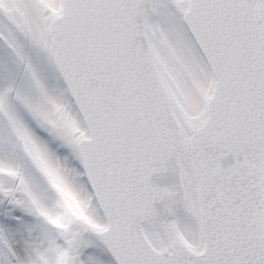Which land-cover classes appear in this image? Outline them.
Masks as SVG:
<instances>
[{
    "label": "snow or ice",
    "instance_id": "1",
    "mask_svg": "<svg viewBox=\"0 0 264 264\" xmlns=\"http://www.w3.org/2000/svg\"><path fill=\"white\" fill-rule=\"evenodd\" d=\"M0 41V264H264V0H0Z\"/></svg>",
    "mask_w": 264,
    "mask_h": 264
},
{
    "label": "rangeland",
    "instance_id": "2",
    "mask_svg": "<svg viewBox=\"0 0 264 264\" xmlns=\"http://www.w3.org/2000/svg\"><path fill=\"white\" fill-rule=\"evenodd\" d=\"M28 54L31 56L34 65L36 66L38 72L40 73L41 79L44 81L46 86L56 95H60L62 91H65L61 81L58 79L56 73L54 72L52 65L49 64L42 54L28 49ZM6 68L10 69L15 73L17 82H21L23 78L22 69H18L13 63V56L11 50L7 48L3 41H0V83L3 82L6 76ZM22 116L30 127L37 133V135L46 141L50 151L58 156L63 162L67 164L69 168L79 169V163L72 155L70 149L65 147L60 141L56 140L54 137L49 136L47 133L39 129L36 124L31 120V118L20 109ZM6 207V202L0 203V212ZM3 220V216L0 215V221ZM108 259V257H105Z\"/></svg>",
    "mask_w": 264,
    "mask_h": 264
},
{
    "label": "water",
    "instance_id": "3",
    "mask_svg": "<svg viewBox=\"0 0 264 264\" xmlns=\"http://www.w3.org/2000/svg\"><path fill=\"white\" fill-rule=\"evenodd\" d=\"M52 68H53L54 72L56 73L58 79L61 81V83H62L64 89L66 90V85H65L63 79L60 77L59 73L56 71V69L54 68V66H52Z\"/></svg>",
    "mask_w": 264,
    "mask_h": 264
}]
</instances>
